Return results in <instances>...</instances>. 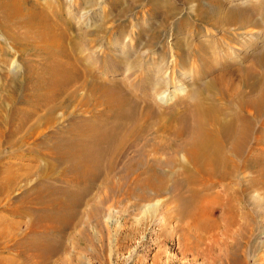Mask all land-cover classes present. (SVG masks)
Listing matches in <instances>:
<instances>
[{
  "label": "rangeland",
  "instance_id": "1",
  "mask_svg": "<svg viewBox=\"0 0 264 264\" xmlns=\"http://www.w3.org/2000/svg\"><path fill=\"white\" fill-rule=\"evenodd\" d=\"M24 1L56 18V28L68 36L64 38L66 46L75 43L70 50L75 54L72 53L73 61L86 57L90 85L119 84L133 102L140 99H145L140 102L142 105L156 102L154 113L167 112L183 100L190 101L209 79L202 74L208 64L217 70L225 61L236 64L244 56L246 46L264 44V36L256 26L250 27L248 35L215 31L207 20H212L213 10L216 12L218 6L207 0ZM217 1L224 10L254 6L264 13V0ZM201 42H210L215 48L210 63L205 60V64L201 56L189 57L188 61L184 57L187 62H182L180 55ZM22 45L23 42L14 44L0 38V86L23 75L24 61L37 62L44 56L39 51L26 52ZM146 77L152 78L151 82ZM76 91L78 97L73 104L66 112L56 110L52 122L38 121L37 117L44 113L38 109L23 121L21 128L12 131L5 125L0 130V264H218L222 236L212 230L201 235L196 228L185 225L189 222L183 225L178 222L181 204L177 195L184 189L168 186L162 193L145 197L128 194L134 184L133 175L122 178L120 172L127 160L136 155L129 148L130 138L118 151L114 173L108 178L100 175L87 182L78 180L56 159L52 149L58 139L55 134L71 126L84 113L82 101L86 96L79 86ZM158 91L168 98L165 102L152 99L153 92ZM8 93H13L16 99L21 95L13 90ZM87 104L92 121L105 113L93 91L89 92ZM15 105L21 110L30 107L20 101ZM20 116L14 112L11 117ZM31 125L33 129L29 131ZM255 126V137L264 135V125ZM258 146L252 139V154ZM123 154L126 158L122 159ZM178 157L184 163L183 155ZM180 168L179 164L172 167L176 172ZM247 176L253 178L254 170H249ZM216 183L208 192L222 190L224 183ZM62 190L68 194L82 192L83 196L73 214L68 210L62 213V218H69L66 226L58 229L50 219L52 213L41 200L61 196ZM263 190L264 187L251 188L248 193L253 207L258 206L262 211L256 212L255 220L260 228H256L252 241L241 244L247 259L264 254V250H254L255 244L264 248V207L256 202V196ZM222 213L220 208L213 209L209 220L222 226Z\"/></svg>",
  "mask_w": 264,
  "mask_h": 264
},
{
  "label": "bare ground",
  "instance_id": "2",
  "mask_svg": "<svg viewBox=\"0 0 264 264\" xmlns=\"http://www.w3.org/2000/svg\"><path fill=\"white\" fill-rule=\"evenodd\" d=\"M207 2L218 6L216 12L213 10V21L207 20L215 31L248 35L250 27L256 26L264 36V13L256 7L224 10L220 1ZM54 19L24 0H0V38L14 44L23 42L26 52L44 54L37 62L24 61L23 75L19 79H9L10 82L7 79L8 84L0 86V92H3L0 96V130L5 125L12 131L21 128L23 121L30 119L38 109L44 113L37 120L49 122L56 110L66 112L73 104L79 86L86 96L82 101L84 113L71 126L58 131L54 136L58 139L52 145L56 159L63 162L76 179L87 182L100 175L111 176L118 151L130 138L129 148L136 155L127 160L120 172L122 178L133 175L134 184L129 195L145 197L162 193L169 189L168 186L175 190L180 186L184 191L176 196L181 204L178 216L175 214L178 222L180 225L189 222L185 225L196 228L201 235L212 230L222 236L218 244V264H250L249 261L254 264L259 260L263 264L264 254L247 259L241 244L252 241L256 228H260L255 220L256 212L262 211L258 206L253 207L248 193L251 188L264 187V135L255 137L253 134L256 123L264 125V44L246 46L244 56L236 64L225 61L219 70L212 64L205 65L202 74L208 75L209 79L190 101L183 100L167 112L154 113L156 102L151 99L144 105L140 102L145 99L133 102L119 84L90 85L86 57L73 61L70 50L75 43L69 44L71 49L66 46L64 38L68 36L56 28ZM211 45L210 42L193 45L190 51L180 55L181 61L201 56L210 63V56L215 51ZM151 80L147 78L146 81ZM11 90L21 92L20 98L13 97V93L6 94ZM91 91L96 98L99 96L100 104L105 107V113L95 121L91 120L87 107ZM153 94L155 101L168 99L161 91ZM17 101L29 105V109L15 108ZM14 112L21 116L18 119L11 117ZM10 119L15 122H8ZM32 129L33 125L29 131ZM252 139L259 144L253 154L250 150ZM162 154L168 155L162 157ZM179 154L183 155L184 163ZM122 157L126 158V154L120 155ZM176 164L181 166L179 172L172 169ZM249 170H254L253 178L247 176ZM172 180L173 184L168 185L167 182ZM216 182L224 183L222 190L208 192ZM59 193L61 196L48 200L38 198L52 213L49 217L58 229L68 222L69 217L62 218V213L68 210L70 215L73 214L83 196L82 192L68 194L62 190ZM256 199L264 207V190ZM217 208L223 210L222 226L209 220V213ZM254 250L264 248L255 244Z\"/></svg>",
  "mask_w": 264,
  "mask_h": 264
}]
</instances>
